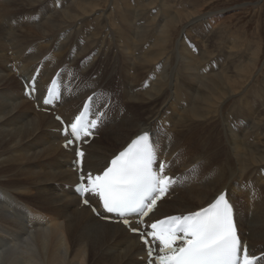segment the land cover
Listing matches in <instances>:
<instances>
[{
    "label": "bare ground",
    "instance_id": "bare-ground-1",
    "mask_svg": "<svg viewBox=\"0 0 264 264\" xmlns=\"http://www.w3.org/2000/svg\"><path fill=\"white\" fill-rule=\"evenodd\" d=\"M46 1L0 4V264H146L138 237L119 223L101 220L73 191L75 150L62 146L65 136L54 115L70 120L90 94L92 112L103 113L97 136L85 147L84 173L99 172L132 138L147 131L158 159L166 162L165 172L176 178L151 220L205 207L225 190L238 234L250 254L264 253V169L255 167L264 163V128L258 130L264 121V103L258 100L256 110L245 111L253 120V130L240 132L235 119L224 124L225 132L211 123L221 120L222 107L232 96L246 91L249 66L233 65L228 61L230 52L216 57L219 51L210 48L212 38L204 39L208 34L196 37L202 52H192L183 38L173 52L165 49L170 31L179 24L185 35L202 32L197 23L203 18L199 11L183 12L185 6L175 0H143L136 8L124 1L126 10L118 19L124 24L128 45L141 44L134 38V27L139 26L135 31L141 42L151 22L160 29L157 40L148 49L141 44L138 53L131 49H35V43L18 49L8 42L4 33L29 43L26 37L49 35L85 17L89 21L86 32L102 26L103 20L108 23L106 9H101L106 0H69L43 23L7 30L13 23L25 25L35 7ZM61 1L48 0L52 6ZM154 7L158 10H148ZM162 10L165 17L156 21ZM95 11L102 12V22L99 14L90 16ZM145 12L136 25L135 18ZM214 14L209 13L203 22L211 29ZM32 17L37 19L38 14ZM111 26L113 33L112 21ZM174 52L178 68L171 65ZM225 60L227 65L222 67ZM37 68L39 96L57 73L62 87L57 104L40 106L37 100V108L24 94V85ZM161 101H166L165 106ZM198 130L205 134L203 139L197 136ZM222 141L226 146L219 148Z\"/></svg>",
    "mask_w": 264,
    "mask_h": 264
},
{
    "label": "snow or ice",
    "instance_id": "snow-or-ice-1",
    "mask_svg": "<svg viewBox=\"0 0 264 264\" xmlns=\"http://www.w3.org/2000/svg\"><path fill=\"white\" fill-rule=\"evenodd\" d=\"M54 86L56 81L53 80ZM34 90V89H33ZM51 93L53 87H49ZM91 99V97H89ZM45 104L50 103L48 99ZM57 119H60L57 117ZM96 127V121H86L81 112L65 129V147L88 137ZM84 153L77 150V156ZM158 152L145 131L138 135L123 151L116 155L102 174H85L81 170L77 191L81 196L98 197L105 213L119 218L130 227L129 217L144 218L153 212L175 182L165 174L166 162L153 167ZM84 203L88 204L87 198ZM96 211V208H93ZM130 230L137 233L148 246L149 264H261L264 256L250 254L247 245H242L233 220V209L227 194L222 192L207 207L183 216H169L147 226Z\"/></svg>",
    "mask_w": 264,
    "mask_h": 264
},
{
    "label": "rangeland",
    "instance_id": "rangeland-1",
    "mask_svg": "<svg viewBox=\"0 0 264 264\" xmlns=\"http://www.w3.org/2000/svg\"><path fill=\"white\" fill-rule=\"evenodd\" d=\"M6 1L8 0H0V4H3ZM68 1L69 0H62L57 5L52 6L47 0L45 4L41 3L35 7L34 12L30 16L29 22H27L25 25H22L20 23H13L12 26L7 30L12 31L13 27L23 28L30 25H37L41 22L43 23V21L47 19L49 15L57 13L58 10L61 9V7H63L64 4H66ZM109 1L110 0L103 1L101 5V9H106V11H104V14H106V18H109L108 23L105 24L104 20L102 22L103 16L101 11L93 12L90 16L99 14L102 26L101 24H98L96 26V29L91 32L85 31L89 24V21L85 17L84 19L76 22L72 27L58 30L49 35L37 37V39L26 37L28 40H30L29 43L18 41L17 39H15V36H11L9 33L4 34L7 37V41L17 45L18 49H23V47L25 48V46L30 43L36 44L35 49H50L51 46H53V49H131L135 53H138L139 50L142 49L141 44L143 45V47L148 49L150 47V44L152 42H155L159 37L158 34L160 33H157V30L160 29H158V26L151 22L152 24H150L151 26L149 27L148 35L142 42L137 39V32L135 31L136 28H139V26L134 27L132 30L134 38L141 44L133 42L131 45H128V40L123 34L124 24L118 19L120 18V13L126 10L125 2H127V4L130 3L132 8H136L139 4L144 3L143 0H114V5L108 6ZM175 1H181L182 6H185L183 12L189 11L191 8V11L195 9V11H193L194 13L199 11V17L203 18H199L200 22L198 21L197 23L198 28L201 29L202 32L200 36H196V32H190L191 35H185V33H183V26L179 24L175 29L170 31L168 35V38L170 39H168L169 42L165 49L172 50L173 52L175 49H177V41L183 38L186 40V43L192 52H196V49L202 52V50L199 49V45H201V42L200 40H197L196 37L203 38L206 36L205 34H208L204 39L207 38L209 40V38H212L210 48L214 49L215 46V49L219 51L218 54H215L216 57L223 54L229 55L230 52L231 57L228 61H230L233 65H239L242 63L243 65H248V71H250L249 74H247L248 71H246L244 77L246 81H244V87L246 91L243 92V95L240 97H237V94L236 96H232L227 101L226 105L222 107L221 111L223 112V114L221 120L217 122H213L211 120V123L215 124L216 126L222 127L221 131H224V124H229L231 120L235 119V122L240 125L238 127L241 128L240 132H243V130L248 131L249 128L253 130L250 126L253 120H250L249 116L245 114V111H250L251 109L256 110L258 100H260V105L264 103V0ZM115 7H117L120 12H118ZM148 10L153 13L158 10V7H154ZM15 12L16 11L9 14H13ZM214 12L216 14H214ZM209 13L214 14L216 18V20L214 19V24L212 25L214 29H211L209 25H204L205 23H203L207 19L206 17L209 15ZM34 14H38L37 19L32 17V15ZM145 15L146 12L141 17L135 18L136 25L143 17H145ZM43 16L44 18L42 19ZM161 17H165V12L163 10L159 13V15H157L156 21H159ZM111 21L113 23V26L116 28L113 33L110 32V27L112 28ZM200 23H203V25H200ZM196 29H194V31ZM214 35H216V37H214ZM213 38L215 41L213 40ZM234 42L236 43V45ZM211 44L215 45L212 46ZM229 44L232 45L230 46ZM233 46L234 49L238 51L233 50ZM256 51H258L259 53ZM233 52L237 54H234ZM239 53L240 55H238ZM249 55H252V57H250ZM228 61L225 60L222 67H225ZM176 62L177 54L174 52L172 54L171 60L172 67L176 66ZM255 62H257L256 65ZM161 63L165 64V59H161ZM178 66L179 65H177L176 68H178ZM148 68L151 69L152 66ZM206 71L207 70H204L202 75L206 74ZM246 75H250L249 78H247ZM160 104L165 106L166 101H161ZM262 107H264V105ZM262 107L261 109H263ZM228 115H230V119L227 121ZM260 122L261 123L258 125V130L262 132V129L264 128V121ZM196 126H199L198 123H196ZM197 136L203 139L205 137V134L198 130ZM255 141L257 140L255 139ZM224 146H226V142L222 141L219 148H222ZM211 147H215L214 142H212ZM255 167L264 169V163L257 164L255 165Z\"/></svg>",
    "mask_w": 264,
    "mask_h": 264
}]
</instances>
